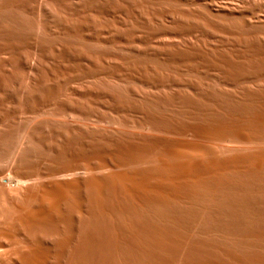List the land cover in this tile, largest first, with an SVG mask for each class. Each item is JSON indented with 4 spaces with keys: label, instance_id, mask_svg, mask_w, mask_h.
Instances as JSON below:
<instances>
[{
    "label": "bare ground",
    "instance_id": "1",
    "mask_svg": "<svg viewBox=\"0 0 264 264\" xmlns=\"http://www.w3.org/2000/svg\"><path fill=\"white\" fill-rule=\"evenodd\" d=\"M34 7L36 9V6ZM251 22V19H245L240 25L250 27ZM47 25H44V31L46 27L49 28ZM34 28L30 30H35ZM85 28V23L79 20L68 27V30L72 33L70 36L84 39L89 37L85 34ZM37 31L32 33H38ZM239 35L244 36L242 38L250 48L254 46L253 50L251 49L253 54L264 55V40L249 41V36ZM29 39L22 40L21 47L32 46ZM198 47L189 46L188 50L172 58L177 56L180 60H191L194 54L201 51ZM31 50H27L29 54ZM258 61L255 62L256 65ZM100 62L101 64L92 70L94 74L112 76L119 73L120 68L115 63L106 65L103 60ZM136 63L134 58V64ZM24 68L20 75H15V80H19L17 91L6 89L9 86L5 83L8 79L5 74L6 85L1 88L4 97L15 100L14 94L19 93L27 99V102L22 100L23 98L20 99L19 109L29 106H36L38 109L43 107L44 103L49 104V101H54L53 99L61 95L63 97L67 88L62 84L64 80L61 75L54 73H49L51 77L47 73L49 79H41L38 85L27 91L32 77L31 74H28L31 79L25 77L27 70ZM256 70H253L256 76L264 75V68H259L258 73ZM245 72L242 70L243 74ZM237 74L235 73V76ZM149 75H141L138 82L149 86H165L167 81L161 77L165 74L158 75L159 79L153 77L156 80L149 78L152 77ZM237 77L239 79V76ZM24 78L29 81L26 83L28 87L23 85V82H26ZM253 91L248 90L245 95L242 93L241 99L233 94L229 95L228 92L222 95L225 100L221 95L213 96L219 93L218 91L213 94L211 92L212 96L208 93L207 96L202 94L200 97L204 103L193 105L194 115L196 114L194 117L197 118L195 124L187 123L186 120L180 121L182 119H179V113L183 110L173 112L178 110L176 104L174 109L173 103H178L179 109L186 104L181 102V98H177L183 93L177 97L175 95V98L173 96L178 102L172 101V98L171 101H160L161 98L156 101L157 98H153L155 102H149V99L148 102L134 104L137 106L134 107V117L138 113L144 115L141 120L135 117L137 120L134 119V126L138 123L142 129L164 135L123 142L119 152L117 151L118 161L117 158V162L114 160V164L116 162L118 166L115 164L116 169L108 173L100 172L104 160H96L101 153L97 154L98 151H95V155L91 154H97L96 158L91 156L90 159L101 163L97 164L98 167L93 163L90 167L97 169L89 167L92 174L89 173L88 176L61 178L65 174L59 173L62 169L58 171V165L55 169L50 167L49 170H43V167H49V164L43 165L42 161H35L37 159L30 160L32 169L29 175L37 179L46 174L49 180H44L45 182L39 179L40 183H35L34 178V184L28 185L25 179L0 175V264H264V89ZM126 92L130 94L131 91ZM136 92L139 94V90L131 93L138 98ZM139 97L143 98L142 95ZM165 98L169 99V96ZM183 98H187V95ZM123 102L125 101H122V104ZM208 102L217 103L218 107L212 109L207 106ZM191 107L190 105L189 109ZM183 109L186 110L185 107ZM184 115L182 118L186 117ZM25 123H20L14 130L0 131V144L1 147L2 143L7 144L5 146L8 153H5L8 160L21 161L26 144L32 140L30 124ZM191 133L197 137L195 143L182 138ZM82 134L88 135L87 131ZM97 136L102 138L103 135L92 137L97 139ZM96 148L92 147L94 150ZM3 149L6 150L5 147ZM98 149L100 150V147ZM1 153L4 155V152ZM103 154L101 156L106 158ZM2 155L1 157L5 158L6 155ZM25 160L30 162L27 158Z\"/></svg>",
    "mask_w": 264,
    "mask_h": 264
},
{
    "label": "rangeland",
    "instance_id": "2",
    "mask_svg": "<svg viewBox=\"0 0 264 264\" xmlns=\"http://www.w3.org/2000/svg\"><path fill=\"white\" fill-rule=\"evenodd\" d=\"M34 6H36V9ZM245 19L252 20L250 27H246L247 29L240 25L241 21ZM79 20L85 23L87 27L85 28V34L90 38L81 39L78 36L77 39L74 37L75 35L70 36L72 33L68 30V27ZM36 22L42 26H38ZM35 24L36 28H34ZM45 24H48L47 26L51 29L46 27L48 31L47 29L44 31ZM212 27H215V29ZM30 28L35 29H31L32 31H39H37L38 33H32ZM237 34L245 35V37L249 36L247 38L250 39L249 41L261 40L263 42L264 0H0V131L14 130L13 128L16 129L17 125L24 124L27 121L26 123L30 124V134L33 135L32 140L26 144L27 148L25 147V151L23 150L24 154L22 153L21 161L8 160L6 158L8 153L7 144L5 146L1 142L3 145L1 147L0 144V148L5 147L6 150L1 151L0 149V175L5 174L17 179H25L26 184H34L33 179H36V177L30 176V170L32 169L30 160L35 159H37L35 161H42L43 165L49 164L47 165L49 167L41 165L43 170H49L50 167L55 169L58 165L56 169L58 168V171L62 169L59 173L65 174L61 178L75 175L88 176L92 174L90 169L92 167L90 166L95 163L94 166L96 167L102 160H104L102 166H106V168L102 167L100 172L108 173L118 166L116 162L118 161L119 147L123 145V142L134 141V139L139 138H157L164 135L142 129L138 123L135 126H138L139 130L134 126V119L141 120L144 116L143 113H138L135 118L133 113L134 107H137L136 105H139L141 101L148 102L150 99L149 102H155L153 98H157L156 101H159V98H161L160 101H165V99L171 101L172 98V101L178 102L174 99L175 95L177 97V95L183 93L177 98L178 100L181 98V102L184 101L183 103H188L187 105L190 104L191 109H189L190 105L188 108L186 104L179 109L178 103H173L174 109H176L175 104L178 107V110L173 112L183 110L184 112L179 113L181 115L179 119H182L180 121L185 122L186 120L187 123L195 124L197 118L194 117L196 114L194 115L193 105L204 103V101H201L202 94L208 93L210 95L211 92L213 94L214 91L217 93V91L223 90L221 93L213 94V96L221 95V98L224 99L225 96L222 97V95L229 92V95L233 94L236 98L241 99L243 97L242 93L245 95L248 90L254 92L253 90L264 89V75L256 76V72L253 71L264 68V55L262 57L259 54L262 59L259 55L253 54L254 46L250 48L246 40H243L244 36L239 35L238 37H241L240 40H242H238ZM28 39L32 45L30 46L32 50L30 47H21L20 45L22 40ZM189 46H199L201 49L199 47L197 49L201 51L194 54L191 60L190 58L180 60L181 58L177 56L172 58L188 50ZM29 49L31 54L27 51ZM25 52L27 53L25 54ZM169 53L171 56H169ZM255 57L256 59H254ZM134 58L137 60L136 65L134 64ZM100 60L106 62V65L115 63L120 68L119 73L112 76L94 74L92 70H95V67L101 64ZM258 60H262L263 63ZM256 61H258L257 65ZM26 64L27 66H25ZM251 64L253 67H251ZM24 67L27 70V72L25 71L27 75L23 72L25 77H32V79L30 77L31 80L29 79L30 87L27 86L29 81L27 82L24 78L26 82H23V85L28 87L27 91L38 85L41 79H49L51 77L49 73H54L61 75L64 80L62 84L67 89L63 97L61 95L53 99L54 101H49V104L44 103V106L40 105L41 107L38 106L40 107L38 109L36 106L19 109L20 99L23 98L22 100L25 102H27V99L19 93L14 94L17 97H15V100L4 97L1 88L8 84L9 87H6V89L17 91L19 80H15V75H20V72L22 73V70L25 69ZM242 70L243 73L246 71L245 74L242 73ZM91 71L93 74H91ZM47 73L50 77L47 76ZM160 73L166 76H162ZM235 73L239 74L235 76ZM241 73L248 79H243ZM253 73L255 74L252 75ZM4 74L8 79L4 77ZM42 74L44 76H41ZM141 75H152V77L148 76L152 80L159 79L160 76L158 75H161L168 83L166 82L165 86L158 84L145 85L138 82ZM134 76H138L139 79L134 78ZM237 76H239V79ZM4 78L7 79L6 82ZM11 78H14V80H9ZM134 88L139 90V94L138 91L136 92L138 98L135 97L134 93H131L135 92ZM126 91L131 92L128 94ZM141 95L143 98L139 97ZM186 95L187 98L184 99L183 97H186ZM165 96H169V99ZM221 98L220 101L223 102ZM122 101L125 102L122 104ZM206 104L212 109L218 107L217 103L208 102ZM31 107L33 110H31ZM184 107L187 111L183 109ZM185 112H189L190 115ZM183 115L186 117L182 118ZM188 118L190 121H188ZM20 120L25 122L22 123ZM16 122L20 123L17 124ZM127 125L129 126L127 127ZM81 128L83 130H80ZM83 131H87L89 136L81 135ZM96 133L103 135L102 138H98V135L96 139ZM94 135L95 137H92ZM193 135L191 133L182 138L195 143L197 137ZM78 137L82 138V143ZM92 147H97V150L92 149ZM98 147H100V150ZM90 150L94 151L90 152ZM95 151H98L97 154L101 153L97 158V154L96 156L91 154L96 153ZM99 151H103L106 158L102 157L103 152ZM113 151H118L117 154L115 153L117 156ZM1 152H4L7 160L1 157L3 154ZM26 152L27 155L25 156ZM91 156L95 157L96 160H101V162L90 159ZM26 158L27 161L29 159V163L26 162ZM115 158H117V161ZM44 159L46 162H44ZM114 160L116 161V167ZM94 166L92 169L96 170L97 168ZM43 177L34 179L35 183H40L39 179H41V182L49 180L47 175L44 179Z\"/></svg>",
    "mask_w": 264,
    "mask_h": 264
}]
</instances>
